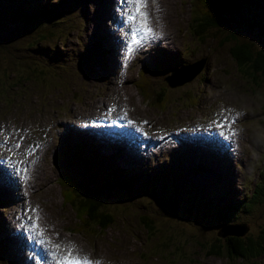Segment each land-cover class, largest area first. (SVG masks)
I'll list each match as a JSON object with an SVG mask.
<instances>
[{
	"label": "rangeland",
	"instance_id": "rangeland-1",
	"mask_svg": "<svg viewBox=\"0 0 264 264\" xmlns=\"http://www.w3.org/2000/svg\"><path fill=\"white\" fill-rule=\"evenodd\" d=\"M118 1L0 0V168L8 163L12 151L15 155L12 159L16 161L18 155L32 156L30 146L41 147L38 155L28 157L33 163L30 181L35 192L29 198L32 201H16L20 198L18 188L3 179L0 181L2 193L15 200L8 201L2 196L0 201V264H30L32 256L24 253L28 243L42 238L44 249L48 244L54 250L51 262L45 264L67 256L69 250L73 255L92 258L94 264L97 261L104 262L99 264H264V253L248 259L230 257L229 236L225 234L230 228L223 232L218 229L225 221L219 217V209L229 219L237 220L236 233L244 236V240L246 235L255 237L264 228V201L247 212L239 208L263 176L264 78L256 84L239 71L228 54L223 36L220 38L225 29H211L203 36L194 32L189 24V0H160V5L150 7L152 15L158 17L152 20L155 25L152 55L150 50H145L146 45L136 46L126 61V78L116 79L122 71L120 68L116 72L112 67L121 66L118 60L123 54L120 51L119 55L115 46L110 50L116 57L108 52L111 45L108 32L117 39L122 17L127 13L117 12ZM18 6L23 11L16 9ZM244 15L261 18L264 23V8L258 5L245 8ZM127 30L123 26L119 34ZM252 30L258 36L253 40L264 43V27ZM124 39L125 35L117 41L123 45ZM150 39L151 36L146 38ZM177 61L200 62L192 67L194 72L188 78L170 85L169 76L181 68L170 69ZM143 62L151 86L155 90L165 87L169 93V103L164 109L149 104L142 93L145 88L141 90L137 84ZM53 76H57L55 81ZM43 80L52 83L45 85ZM215 107L227 112L225 127L217 128L215 121L209 126L212 120L207 119L208 114ZM100 114L127 115L130 122L155 129L177 131L179 127L183 134H175L173 141L181 150L175 149V142H170L145 158L138 155L128 160L126 154L114 152V148L125 146L123 141L92 136L93 130L89 128L91 133L87 134L92 141L100 145L107 143L111 148L110 155H105L109 158L101 160L99 167L97 160L102 158L101 153L81 147L88 141L80 138L73 125L79 126ZM229 116H234L235 121L243 120L234 152L237 159L232 156L234 149H223L217 154L212 149L207 152L215 158L205 156L203 160L200 156L205 149L196 146L193 154L187 150V144H181L186 138L187 122L214 130L226 129V138L230 137L237 131L227 128L234 124ZM17 140L23 145H18ZM197 143L190 142L191 146ZM128 149L122 148V153ZM56 155L59 161L55 160ZM192 158L202 165L196 166L200 170L193 169L192 165L197 164ZM25 159L19 158L16 171ZM63 169L78 176L92 170L102 180L131 183L135 188L132 197L138 206H134V201L115 205L112 212L115 221L107 228L83 229L78 226L81 219L78 213L63 203L59 183ZM115 188L120 190L118 185ZM148 189L162 191L177 205L172 204L169 212L162 213V208L154 204L156 197L146 192ZM146 213L152 222H157L152 227L168 224L166 235H155L158 241H151L149 246L143 242L150 239L143 235L142 242L130 233L136 227L133 218L141 219L142 224ZM34 223L37 228L32 227ZM163 226H160L161 235L165 233ZM142 231L146 232L143 226ZM262 237H255L254 243ZM162 242L166 247L164 253ZM218 245L217 253L211 250ZM150 246L162 254V259L150 257L155 251ZM167 247L170 255H166ZM31 264L37 263L31 261Z\"/></svg>",
	"mask_w": 264,
	"mask_h": 264
},
{
	"label": "trees",
	"instance_id": "trees-1",
	"mask_svg": "<svg viewBox=\"0 0 264 264\" xmlns=\"http://www.w3.org/2000/svg\"><path fill=\"white\" fill-rule=\"evenodd\" d=\"M189 3L191 11L190 27H194V32L203 36L206 33H209L211 29H225L224 34H220V38L223 36V40L228 46V54L235 62L237 68L239 67V71L246 78L256 84L260 79H263L264 43L253 40L258 36L253 34L254 32L252 29L257 28L258 26L264 27V23L261 18L257 19L253 15H244V11L245 8L250 7L252 4L264 8V0H189ZM16 9L22 10L20 6L16 7ZM51 11L53 10L51 9ZM47 12L46 9L45 13ZM36 34L42 36L41 33ZM212 34H215V32H212ZM145 69L146 65L143 63V66H141L139 70L140 78L138 79L137 84L140 88H145V99L149 104L164 109L169 103L167 100V98H169V93L166 91L165 87H159L158 90H155L151 86L150 77L145 73ZM28 70L32 69L28 68ZM170 78L174 80L172 82H175L182 77L173 75ZM52 79L55 81L57 76H53ZM141 79H147L149 81L141 82ZM34 80L36 81L37 79L34 78ZM43 81L45 85L52 83L47 80ZM60 174L62 176L60 184H62L63 201L78 213L81 218L78 220V226L83 229L98 228L99 230H102L107 228L115 221L112 214L115 205L134 201V206H138L135 204V199L132 197L135 188H132L133 186L131 183L127 184L118 181L117 184V181H112L109 178L102 180L92 170L85 172L82 176H78L67 169H63ZM262 175L263 176H260L259 178L261 181L259 183L256 182V186L251 194L241 202V205L239 206L241 211H250L252 208L257 207V204H261L264 201V169ZM117 185L120 187V190L115 188ZM144 190L145 189H142V191ZM146 192L152 194V197H156L154 204L162 208V213L169 212L168 208L171 207L172 204H176V202L164 195L162 191L154 192L148 189ZM164 193L166 194V192ZM225 213L226 212L219 209L218 215L224 219V223L228 225L221 223L218 225V229L219 232H223L225 228H230L228 229L230 233H226V235L229 236L227 237L229 256L248 259L255 258L264 253V228L262 229V232L255 236L256 238L263 236L256 244L254 243L255 237L252 235H246L247 240H244V236L242 237V235L236 233L238 231L237 228L239 227L234 224L237 223L235 222L237 220L229 219ZM135 215L137 217L139 216V213L136 212ZM146 215L147 218L142 220V224L140 223L141 219L133 218L136 227L133 232L131 231L130 233L131 236L142 242L143 235L146 240L150 239V241L143 242L144 246H149L151 241H158L159 238L155 235L159 234L162 237L166 235L168 232L166 229L168 224H165V226H163V224L160 225L163 226V229L165 230V233L161 235L162 230L160 226L152 227L153 224L157 222H152L149 214L146 213ZM139 226L141 228H139ZM142 226L146 229V232L142 231ZM151 228H153L152 230L154 232L150 230ZM164 243L165 242L161 243L163 253L166 250ZM149 249L152 251L155 250L153 246H150ZM219 249V245L211 248V250H214L216 253ZM170 253L171 252H168L167 247L166 255H170ZM160 255L162 254L155 250L150 257L162 259V256L160 257ZM186 260L188 261L189 257H187Z\"/></svg>",
	"mask_w": 264,
	"mask_h": 264
},
{
	"label": "bare ground",
	"instance_id": "bare-ground-1",
	"mask_svg": "<svg viewBox=\"0 0 264 264\" xmlns=\"http://www.w3.org/2000/svg\"><path fill=\"white\" fill-rule=\"evenodd\" d=\"M262 1V0H261ZM116 9H117V11H119V12H128L129 10H130V6H129V4H128V0H119L118 2H117V6H116ZM190 22H191V11H190V20H189ZM190 22H189V24H190ZM123 27V26H122ZM124 27H127V26H124ZM121 28V27H120ZM128 28V27H127ZM108 35H109V37L111 38V45L109 46V50H108V52H110L111 54H113L114 55V53H113V51L112 50H110V47H112V46H115V48H116V51H117V53L119 54V55H121V53H120V51H122V49H123V47H122V44H120L118 41H117V39H116V36H115V34L114 33H112V32H108ZM121 35L118 33V37H120ZM149 37V36H148ZM153 40H154V36H151V39L149 40V42H148V44L146 45V47H145V50H150L151 48H153ZM149 53L152 55V50H150L149 51ZM115 56V55H114ZM116 57V56H115ZM117 60V59H116ZM198 62H200V61H196V62H193V63H185L184 61L182 62V61H177L173 66H171L170 67V69L172 70V69H176L178 66L179 67H181L180 69H177L175 72H174V75H176L177 77H182V78H184V77H189L190 75H191V73H193L194 71L193 70H191L192 69V67L196 64V63H198ZM161 63V62H160ZM162 64V63H161ZM162 65H164V64H162ZM100 67V66H99ZM113 69H115L114 68V65H113V67H112ZM196 71V70H195ZM211 106H213V104L211 103L210 104ZM113 109L115 110V107L113 106ZM84 117H86V114H85V116ZM128 118H129V120H131V118L128 116ZM241 122H243V120L242 121H240V119H238L237 121H235V123L234 124H231L230 123V125H228V127L227 128H233V129H235L236 131H242V129L240 128V123ZM88 125L86 126V125H76V124H74L73 125V127H75V131L77 132V134H79V135H81L83 138H85L86 139V141H88V143L87 144H83V145H81V147H83V148H91L93 151H98L99 153H101V155H102V158L101 159H99V160H97V162L99 163V167H100V161L101 160H104V161H106L109 157H107V156H105V155H110L109 153H110V150H111V148L109 147V146H107L106 148L104 147V145H100V144H98V143H96V142H93L91 139H90V137L88 136V134H87V132L89 131V128H98V127H95L94 125H92V124H90L89 122L87 123ZM100 130H102L103 131V129L102 128H100ZM245 131V130H244ZM246 131H247V129H246ZM119 140H121V141H123L125 144H126V140H125V138H126V134H125V132H124V129H123V127H122V129H121V132H120V134H119V136L117 137ZM219 138H221L222 140H225V139H227L226 138V134L224 133V131L221 133V134H219ZM80 146V145H79ZM177 146V144L175 143V149L177 148V149H179V150H181V148H178V147H176ZM187 146H188V148H187V150L188 151H190L191 153H193V154H196V151H197V145H195V146H190L189 144H187ZM101 151H103V152H101ZM185 151V150H184ZM187 155H189V156H192V154H187ZM205 156H209V157H211L212 159H213V157L215 158V156L214 155H211L209 152H207V151H205V152H203L202 153V156H200L203 160L205 159ZM35 159V158H34ZM59 159H60V157H59V155H56L55 156V160L56 161H59ZM193 160H194V162L197 164V165H195V166H193L192 165V167H193V169L194 170H196V171H198V170H200V169H196V166H199L200 168L202 167V165H200L194 158H192ZM214 161H216L215 159H214ZM218 164L220 163V162H218V161H216ZM68 170V169H67ZM69 171V170H68ZM64 174V173H63ZM207 177H208V179L209 180H212L211 179V177L208 175V174H205ZM61 177L62 176H60V179H61ZM61 182V181H60ZM59 182V183H60ZM63 183V182H62ZM60 185H62V184H60ZM63 189H64V187H63ZM61 193H62V186H61ZM63 196V195H62ZM64 199V198H63ZM63 203H64V201H63ZM65 204V203H64ZM15 230H17V229H15ZM20 232V231H19ZM15 233H16V231H15ZM21 239H23L22 237H21ZM43 249H44V246H43ZM50 257H51V254L49 255L48 253H43V256H42V260H44V264H45V262H51L50 261Z\"/></svg>",
	"mask_w": 264,
	"mask_h": 264
},
{
	"label": "snow or ice",
	"instance_id": "snow-or-ice-1",
	"mask_svg": "<svg viewBox=\"0 0 264 264\" xmlns=\"http://www.w3.org/2000/svg\"><path fill=\"white\" fill-rule=\"evenodd\" d=\"M129 3L132 5V7L128 19L132 21L135 25V29L133 31V39L131 43L128 45V51L129 53H131L136 50V46L142 43L140 40H137L135 38L137 30L143 32L145 36H154L155 33L153 32L152 28L149 26L148 13L144 11V9L147 6V0H129ZM218 126L225 127V124L221 123ZM232 134L233 135L235 134L234 131ZM33 227L37 228L38 225L34 223ZM57 247L59 246L57 245ZM58 264H93V261H91L87 257L73 256L71 250H69L68 255L61 257ZM95 264H99V262L97 261L95 262Z\"/></svg>",
	"mask_w": 264,
	"mask_h": 264
},
{
	"label": "water",
	"instance_id": "water-1",
	"mask_svg": "<svg viewBox=\"0 0 264 264\" xmlns=\"http://www.w3.org/2000/svg\"><path fill=\"white\" fill-rule=\"evenodd\" d=\"M174 75V74H173ZM172 75V76H173ZM171 77V75L169 76V79H168V82H169V84L171 85V83H173L172 81H174V80H172V78H170ZM185 78H187V77H184V78H181L180 80H178V81H181V80H183V79H185ZM178 81H175V82H178ZM228 233H230V231L228 232ZM226 234V233H225Z\"/></svg>",
	"mask_w": 264,
	"mask_h": 264
}]
</instances>
